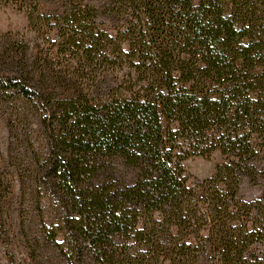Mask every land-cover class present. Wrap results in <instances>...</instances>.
Masks as SVG:
<instances>
[{
    "label": "trees",
    "instance_id": "obj_1",
    "mask_svg": "<svg viewBox=\"0 0 264 264\" xmlns=\"http://www.w3.org/2000/svg\"><path fill=\"white\" fill-rule=\"evenodd\" d=\"M99 1L62 0L57 50L25 46L0 77L41 108L47 140L21 168L20 207L43 217L56 200L40 235L64 264H264V197H238L264 177V0ZM215 151L191 183L185 160Z\"/></svg>",
    "mask_w": 264,
    "mask_h": 264
},
{
    "label": "rangeland",
    "instance_id": "obj_2",
    "mask_svg": "<svg viewBox=\"0 0 264 264\" xmlns=\"http://www.w3.org/2000/svg\"><path fill=\"white\" fill-rule=\"evenodd\" d=\"M99 2L94 0L95 4ZM35 4L42 14L50 16L49 26L42 32L34 31L29 21V11ZM35 4L31 0H0V77L18 71L11 69L10 60L25 46L29 48L30 57L51 56L57 50L52 28L56 23L54 18L64 9L63 2L36 0ZM101 19L112 27V32L114 27L121 25L115 18L103 16ZM58 61L61 58L55 59V62ZM30 103L18 96L15 90L0 89V264H64L53 251L54 246L42 240L40 235L41 222L48 225L57 218L53 208L56 200L46 196L42 198L40 207L44 209L43 217L34 204L20 207L21 168L32 166L35 156L47 152L41 108ZM222 158L219 151L210 156L187 158L184 165L190 182L198 183L212 176ZM256 165L260 172H264L261 170L264 161H258ZM261 175L256 180L245 175L238 197L247 201L263 198L264 177ZM24 210L28 212L24 213ZM36 239H39L37 243ZM202 262L212 264L213 259L204 255Z\"/></svg>",
    "mask_w": 264,
    "mask_h": 264
}]
</instances>
